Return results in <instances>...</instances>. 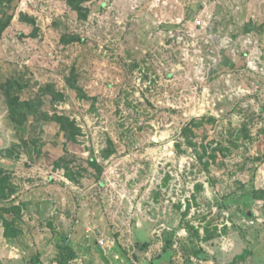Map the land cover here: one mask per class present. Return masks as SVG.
I'll list each match as a JSON object with an SVG mask.
<instances>
[{
  "label": "rangeland",
  "instance_id": "1",
  "mask_svg": "<svg viewBox=\"0 0 264 264\" xmlns=\"http://www.w3.org/2000/svg\"><path fill=\"white\" fill-rule=\"evenodd\" d=\"M0 18L3 80L79 127L16 123L1 90L0 205L23 209L8 236L0 214V264H264V0H0Z\"/></svg>",
  "mask_w": 264,
  "mask_h": 264
},
{
  "label": "trees",
  "instance_id": "2",
  "mask_svg": "<svg viewBox=\"0 0 264 264\" xmlns=\"http://www.w3.org/2000/svg\"><path fill=\"white\" fill-rule=\"evenodd\" d=\"M7 25L6 21L3 18H0V32L2 31V29H4V27ZM11 80H3L2 76L0 75V93L3 91V93L5 94L8 104L10 106V111L12 113L13 116V120L16 123L19 124H25L26 122H28L29 120V116L32 115L34 122L36 123V121H39L40 117H38L39 113H42V115L46 118V120L48 121H57L62 127H67L72 130L71 134H70V140H74L75 142L77 141V131H79V127L73 123V120H71V118L69 116L66 115H59V114H55V115H49L48 113H46L45 111H39V108H36V104L34 99H22L20 97L19 94H17V90L14 88H12L11 85ZM2 90V91H1ZM19 90H21V88H19ZM20 93V91H18ZM35 111L34 113H31ZM24 144L27 145V142L23 140ZM35 142V141H33ZM36 145L34 146V150L37 151V155H41L42 151H41V145H38L37 143H35ZM63 157H60L56 162H55V167H64V163L62 164L61 162H63ZM68 169V168H67ZM66 172L70 174L71 171L70 169L67 170ZM7 169H4L2 167H0V199L1 201H5V199H8L13 191L10 189L11 188V184L10 183V179L8 177H6L5 175L7 174ZM3 174V175H2ZM10 186V187H9ZM23 207L22 205H16V204H2L0 205V214L1 217L4 219V226H5V235L8 236L9 235V227L10 224H13L14 220L12 219V217L7 218L5 217V215L3 214V211L6 212H10V211H15L17 212V214H21ZM5 212V213H6ZM250 252L249 250H244V252L242 253V255L237 256L236 258H241V257H245V255ZM236 260L232 261L230 264H235Z\"/></svg>",
  "mask_w": 264,
  "mask_h": 264
}]
</instances>
